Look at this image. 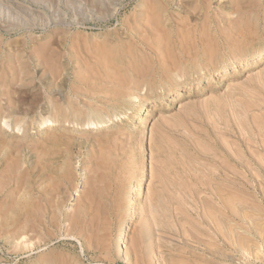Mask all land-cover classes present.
Wrapping results in <instances>:
<instances>
[{
    "label": "rangeland",
    "instance_id": "374dc122",
    "mask_svg": "<svg viewBox=\"0 0 264 264\" xmlns=\"http://www.w3.org/2000/svg\"><path fill=\"white\" fill-rule=\"evenodd\" d=\"M262 53L264 0H0V264H264Z\"/></svg>",
    "mask_w": 264,
    "mask_h": 264
},
{
    "label": "bare ground",
    "instance_id": "6f19581e",
    "mask_svg": "<svg viewBox=\"0 0 264 264\" xmlns=\"http://www.w3.org/2000/svg\"><path fill=\"white\" fill-rule=\"evenodd\" d=\"M155 14H156V13H155ZM149 15H150V14H149ZM152 17H153V16H152ZM241 37H242V36H241ZM203 45H204V44H203ZM201 47H202V46H201ZM202 51H203V50H202ZM262 54H263V53H262ZM263 55H264V54H263ZM170 56H172V55H170ZM249 56H250V55H249ZM168 57H169V56H167V58H168ZM260 57H261V56H257V57H255V58H253L252 60H256V61H257V59H259ZM262 57H263V56H262ZM109 60H110V59H109ZM169 60H171V59L169 58ZM169 60H168V62H169ZM230 60H231V59H230ZM241 60H243V59H241ZM262 60H263V59H262ZM262 60H261V61H262ZM177 61H178V60H177ZM256 61H255V62H256ZM171 62H172V61H171ZM171 62H170V64H171ZM173 62H174V61H173ZM236 62H237V61H236ZM248 62H250V61H248ZM246 63H247V62H246ZM262 63H263V62H262ZM175 64H176V63H175ZM233 64H234V63H233ZM246 65H247V64H246ZM165 66H166V65H165ZM171 66H172V68H173V65H171ZM178 66H179V65H178ZM248 66H249V65H248ZM251 66H252V65H251ZM225 67H226V66H225ZM225 67H224V68H225ZM239 67H240V66H239ZM219 68H220V67H219ZM219 68H218V69H219ZM249 68H250V67H249ZM87 69H88V68H87ZM114 69H115V68H114ZM174 69H175V68H174ZM167 70H168V69H167ZM214 70H215V69H214ZM248 70H249V69H248ZM88 71H89V70H88ZM95 71H96V70H95ZM174 71H175V70H174ZM209 71H210V70H209ZM235 71H236V70H235ZM238 71H239V70H238ZM93 72H94V71H93ZM93 72H92V73H93ZM211 72H212V71H211ZM233 72H234V71H233ZM94 73H95V72H94ZM97 73H98V72H97ZM159 73H160V72H159ZM209 73H210V72H209ZM213 73L215 74V72H213ZM221 73H222V72H221ZM88 74H89V72H88ZM216 74H217V73H216ZM233 74H234V73H233ZM140 75H141V74H140ZM144 75H145V74H144ZM210 75H211V74H209V76H210ZM85 76H87V74H86ZM176 76H177V75H176ZM211 76H212V75H211ZM223 76H224V75H223ZM225 76H226V75H225ZM170 77H171V76H170ZM214 77H215V76H214ZM252 77H253V76H252ZM179 78H180V77H179ZM195 78H196V77H195ZM211 78H212V77H211ZM168 79H169V78H168ZM182 80H183V79H182ZM209 80H211V79L209 78ZM214 80H215V79H214ZM183 82H184V81H183ZM198 82H200V81H198ZM198 82H197V83H198ZM121 85H122V84H121ZM182 85H183V84H182ZM190 85H191V83H190ZM192 86H193V85H192ZM192 86H190V89H191ZM196 86H197V85H196ZM178 87H179V86H178ZM186 88H187V87H186ZM196 88H197V87H196ZM207 88H208V87H207ZM192 90H193V89H192ZM173 91H174V90H173ZM183 93H184V92H183ZM164 95H165V94H164ZM106 96H107V95H106ZM114 97H115V96H114ZM180 97H181V96H180ZM161 100H162V98H161ZM117 117H118V116H117ZM119 119H120V118H119ZM242 121H243V120H242ZM261 122H262V121H261ZM47 125H48V124H47ZM51 125H52V124H51ZM93 125H94V124H93ZM102 126H103V125H102ZM92 127H93V126H92ZM95 127H96V126H95ZM87 128H88V127H87ZM236 128H237V127H236ZM39 129H40V128H39ZM96 130H97V129H96ZM222 134H223V133H222ZM245 137H246V136H245ZM256 142H257V141H256ZM245 145H246V144H245ZM211 152H212V151H211ZM250 159H252V157H251ZM254 161H255V159H254L252 162H254ZM250 162H251V160H250ZM242 163H243V162H242ZM109 164H110V163H109ZM254 164H255V162H254ZM242 165H243V164H242ZM255 166H256V165H255ZM243 167H244V166H243ZM252 167H253V166H252ZM256 169H257V168H255V169L252 168L254 174H255L254 171H256ZM258 170H259V169H258ZM258 170H257V171H258ZM241 171H242V170H241ZM257 171H256V175L259 174V171H258V172H257ZM243 173L245 174V172H243ZM250 174H251V173H250ZM256 175H254V176H256ZM251 178H257V177H253V175H251ZM137 184H138V183H137ZM133 188H135V187H133ZM136 188H137V187H136ZM212 188H213V187H212ZM217 188H219V187H217ZM217 188H216V190H217ZM133 190H134V189H133ZM216 190H215V191H216ZM219 190L221 191V189H219ZM219 190H218V191H219ZM134 191H135V190H134ZM211 198H212V197H211ZM17 203H18V202H17ZM222 204H223V203H222ZM223 206H224V205H223ZM218 207H219V206H218ZM8 208H9V207H8ZM217 210H218V209H217ZM218 211H219V210H218ZM218 211H217V212H218ZM220 211H222V212H219L220 215H219L216 211H215V212L217 213V219L219 218L218 221L220 222V224H221V226L223 227V229H225V228H224V225L227 223V221H225V220L227 219V218H226V214H225L223 208L220 209ZM218 215H219V217H218ZM225 222H226V223H225ZM31 229H32V228H31ZM31 229H30L29 231H31ZM207 229H208V228H207ZM208 230H209V229H208ZM122 232H123V231H122ZM36 233H37V232H36ZM81 233H82V232H81ZM81 233H80V234H81ZM228 233H229V232H228ZM120 235H121V234H120ZM224 236H225V235H224ZM121 237H122V236H121ZM207 237H208V236H207ZM227 237L229 238V236H227ZM198 239H199V238H198ZM214 242H215V241H214ZM224 253H225V252H224ZM127 256H128V255H127ZM61 257H62V256H61ZM125 258H126V257H125Z\"/></svg>",
    "mask_w": 264,
    "mask_h": 264
}]
</instances>
